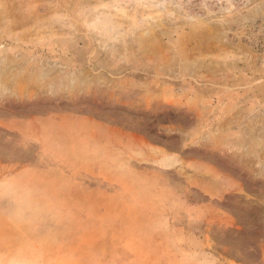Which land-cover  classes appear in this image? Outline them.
I'll use <instances>...</instances> for the list:
<instances>
[{
	"label": "rangeland",
	"instance_id": "1",
	"mask_svg": "<svg viewBox=\"0 0 264 264\" xmlns=\"http://www.w3.org/2000/svg\"><path fill=\"white\" fill-rule=\"evenodd\" d=\"M0 264H264V0H0Z\"/></svg>",
	"mask_w": 264,
	"mask_h": 264
},
{
	"label": "crops",
	"instance_id": "2",
	"mask_svg": "<svg viewBox=\"0 0 264 264\" xmlns=\"http://www.w3.org/2000/svg\"><path fill=\"white\" fill-rule=\"evenodd\" d=\"M83 122H86V126H87V128H89V126H90V122L89 121H85V119H84V121ZM89 133H90V131H88V135H89ZM84 136H85V134H84ZM87 137V136H86ZM85 140V139H84ZM87 142V141H86ZM85 143V142H84Z\"/></svg>",
	"mask_w": 264,
	"mask_h": 264
}]
</instances>
